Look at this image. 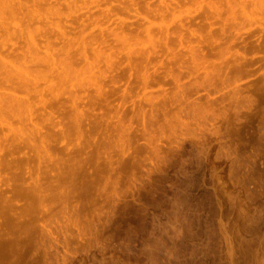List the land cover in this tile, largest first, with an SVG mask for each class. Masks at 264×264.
Returning a JSON list of instances; mask_svg holds the SVG:
<instances>
[{"label":"rangeland","instance_id":"obj_1","mask_svg":"<svg viewBox=\"0 0 264 264\" xmlns=\"http://www.w3.org/2000/svg\"><path fill=\"white\" fill-rule=\"evenodd\" d=\"M0 75V264H264V0H0Z\"/></svg>","mask_w":264,"mask_h":264},{"label":"bare ground","instance_id":"obj_2","mask_svg":"<svg viewBox=\"0 0 264 264\" xmlns=\"http://www.w3.org/2000/svg\"><path fill=\"white\" fill-rule=\"evenodd\" d=\"M1 76V75H0ZM7 78V77H6ZM9 81V80H8ZM22 91V90H21ZM24 91V90H23Z\"/></svg>","mask_w":264,"mask_h":264}]
</instances>
